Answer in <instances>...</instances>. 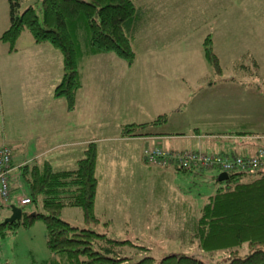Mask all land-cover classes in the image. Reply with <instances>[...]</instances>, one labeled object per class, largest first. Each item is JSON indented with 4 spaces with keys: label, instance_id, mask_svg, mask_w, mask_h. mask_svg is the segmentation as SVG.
Wrapping results in <instances>:
<instances>
[{
    "label": "rangeland",
    "instance_id": "1",
    "mask_svg": "<svg viewBox=\"0 0 264 264\" xmlns=\"http://www.w3.org/2000/svg\"><path fill=\"white\" fill-rule=\"evenodd\" d=\"M133 1L138 8V16L140 11V20L136 23V28L140 25L138 31L131 33L136 37L134 44L137 49L154 42L159 35H163L164 41L183 36V47L190 46L192 52V44L199 39L196 36L205 35V40L210 34L222 68L220 72H215L207 60V75L211 80L207 82V77H204L190 85L192 95L185 108L181 112H169L164 131L188 135L198 127L201 132H221L225 136L244 132L252 134L253 140L257 137L253 143L264 148V65L257 76L250 59L255 53L260 56L264 48L252 46L256 41L254 36L259 32L252 26V15L244 11L251 8L250 1ZM79 42L84 46L80 37ZM261 58L263 61L264 56ZM242 62L245 64H239ZM108 141L97 143L98 156L113 145ZM242 145L241 142L237 147ZM234 152L235 149L229 155L233 156ZM237 152L242 157L251 156V151L245 147ZM105 155L103 153V157H98L96 167L95 213L100 222L97 225L85 224L78 207H64L60 214L63 220L104 232L116 240L131 241L133 245L124 247L123 252L129 257L124 264H131L144 256H152L158 261L170 253L202 256L206 263L229 260L230 255L226 251L208 253L190 235L200 207L219 187L225 185L224 181L218 180L222 172L219 167L182 170L174 166L177 170L163 174L159 171H131L134 167L124 164H137L133 159L109 160ZM235 170L243 169L237 167ZM257 171V168H251L250 174L255 176ZM19 184L22 186L12 195L10 204L18 205V196L29 192L24 181ZM23 208L26 212L34 209L31 203ZM10 213L9 205L0 209V222ZM248 252L247 245L239 248L241 256ZM49 256L46 228L41 219L29 226H18L0 238V264H45Z\"/></svg>",
    "mask_w": 264,
    "mask_h": 264
},
{
    "label": "crops",
    "instance_id": "2",
    "mask_svg": "<svg viewBox=\"0 0 264 264\" xmlns=\"http://www.w3.org/2000/svg\"><path fill=\"white\" fill-rule=\"evenodd\" d=\"M248 1L251 8L244 11L252 15V26L259 32V37L253 33L256 41L252 46L264 48V0ZM137 21L132 26L133 34L140 26L136 28ZM8 25V0H0V36ZM27 32L20 33L14 50L0 38V145H8L12 153L11 197L22 186L19 182L24 181L25 166L47 160L56 169L74 168L91 142L96 145L97 159L103 153L109 160L128 157L137 163L124 161L126 167L135 168L131 171L162 174L177 168L154 166L145 159L146 148L203 150L228 157L239 155L237 150L241 147L251 151V155L259 149L253 143L257 137L253 140L252 134L225 136L221 132H201L198 127L188 135L164 129L149 136L120 135L123 124L145 123L160 114L183 111L192 95L190 85L204 77L207 82L211 80L202 46L205 35L196 36L199 39L192 44V52L190 46L183 47V36L164 41L159 35L154 42L137 49L133 35L136 56L131 65L113 52L89 55L81 63V86L76 90L74 107L68 109L66 99L54 95L64 72L61 51L50 42L36 43ZM180 54L182 57H178ZM262 56L264 52L253 56L259 71L264 65ZM106 141L113 145L98 156L97 143ZM241 142L243 145L238 148ZM233 149L236 152L231 156ZM21 195L24 194L18 196L17 202Z\"/></svg>",
    "mask_w": 264,
    "mask_h": 264
},
{
    "label": "trees",
    "instance_id": "3",
    "mask_svg": "<svg viewBox=\"0 0 264 264\" xmlns=\"http://www.w3.org/2000/svg\"><path fill=\"white\" fill-rule=\"evenodd\" d=\"M8 4L9 25L1 34V40L14 50L20 33L28 30L36 43L50 42L61 51L64 72L54 95L64 97L68 109L74 107L75 93L81 86L80 67L86 57L113 52L129 65L135 59L131 33L138 8L133 0H8ZM204 51L214 71L220 72L222 68L210 34L204 40ZM250 59L255 74L260 75L254 57ZM168 117L169 113H164L149 122L123 124L120 135L160 134ZM96 163V145L91 142L72 169H56L47 160L25 166L22 176L34 209L23 210L19 223L0 222V238L18 226H29L41 219L50 251L45 264H124L129 258L123 252L124 247L133 245L131 241L113 239L104 232L72 225L60 217L64 207H78L85 224L100 222L94 210L98 183ZM262 165L255 176L250 174V169L229 171L228 178L223 180L225 185L203 203L191 228L190 235L206 252L226 251L229 260L206 263L202 256L170 253L158 261L144 256L131 264H264ZM244 245L249 252L241 256L239 248Z\"/></svg>",
    "mask_w": 264,
    "mask_h": 264
},
{
    "label": "built area",
    "instance_id": "4",
    "mask_svg": "<svg viewBox=\"0 0 264 264\" xmlns=\"http://www.w3.org/2000/svg\"><path fill=\"white\" fill-rule=\"evenodd\" d=\"M144 156L150 163H156L162 167L173 163L176 167L189 168H214L219 167L222 171L258 168L263 163L264 148H259L257 153L248 157L234 155L228 157L203 150H180L173 151L160 147L146 148ZM12 153L8 145H0V209L8 205L11 199L12 187L9 173L11 171ZM31 202L28 195H21L18 199L19 206H25Z\"/></svg>",
    "mask_w": 264,
    "mask_h": 264
},
{
    "label": "water",
    "instance_id": "5",
    "mask_svg": "<svg viewBox=\"0 0 264 264\" xmlns=\"http://www.w3.org/2000/svg\"><path fill=\"white\" fill-rule=\"evenodd\" d=\"M228 176H229L228 172L222 171V172H220V174L218 176V180L223 181V180L227 179ZM10 210H11L10 215L2 221V224L13 223V222L19 223L21 221L22 216H23V208L19 205L11 204Z\"/></svg>",
    "mask_w": 264,
    "mask_h": 264
}]
</instances>
